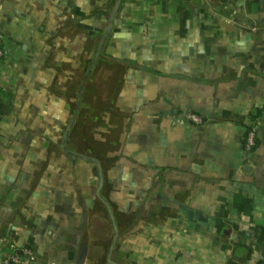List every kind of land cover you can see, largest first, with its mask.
<instances>
[{"label":"crops","instance_id":"crops-1","mask_svg":"<svg viewBox=\"0 0 264 264\" xmlns=\"http://www.w3.org/2000/svg\"><path fill=\"white\" fill-rule=\"evenodd\" d=\"M0 36V236L30 264H264V0H0ZM80 53L114 78L88 154Z\"/></svg>","mask_w":264,"mask_h":264},{"label":"rangeland","instance_id":"rangeland-1","mask_svg":"<svg viewBox=\"0 0 264 264\" xmlns=\"http://www.w3.org/2000/svg\"><path fill=\"white\" fill-rule=\"evenodd\" d=\"M81 50V49H80ZM91 61H86V60H82V53H80V63H69V79L68 82L70 84V86L73 88V90L75 91L76 87H79L80 85V81L83 79V77L85 76V74L87 73V70L89 68V64H91ZM117 71V69L115 70ZM108 67H105V69L103 70L102 67H96L95 69H93L92 73L89 74V76L87 77V88H85L87 91L86 97L88 98L87 100L89 102H91V113L90 112H86L83 118V123H85V121H89L91 123V130L90 132H92L91 134L94 135V133H98V130H96L97 127H93L92 123H96L97 120L96 119H92L91 115L94 114H98V109H99V99L103 98L105 99L106 97H108V90L110 89V80H112V82L114 81V78H109L108 77ZM71 91V93L74 91ZM71 97H73V95H71ZM99 101V102H98ZM73 107V106H72ZM74 113V109H70V116L73 115ZM91 114V115H90ZM81 118V119H82ZM96 118V117H95ZM90 119V120H88ZM77 121L74 122V124L77 126H73L71 127V129H75L73 130L74 132L71 134V131L68 135V144L70 145L71 148L73 149H80L81 147V142H80V137L82 136L80 129L82 130V126L83 123H81L80 119L76 118ZM81 124V125H80ZM103 126V125H102ZM98 127V128H103V127Z\"/></svg>","mask_w":264,"mask_h":264},{"label":"built area","instance_id":"built-area-1","mask_svg":"<svg viewBox=\"0 0 264 264\" xmlns=\"http://www.w3.org/2000/svg\"><path fill=\"white\" fill-rule=\"evenodd\" d=\"M4 55L5 48L2 37L0 36V60L4 57ZM187 117L196 122H202L201 118L195 114H188ZM260 126L261 119L257 118L252 120L247 127L244 140V149L247 152H251L256 149L258 145V133ZM0 244L6 246L9 250L5 256L4 264H30L35 259V252L31 247L18 246L6 236H0Z\"/></svg>","mask_w":264,"mask_h":264},{"label":"trees","instance_id":"trees-1","mask_svg":"<svg viewBox=\"0 0 264 264\" xmlns=\"http://www.w3.org/2000/svg\"><path fill=\"white\" fill-rule=\"evenodd\" d=\"M95 68V65L93 64V62L91 64H89V68L87 70V73L85 74V76L83 77V79L80 81V85L78 87L79 89V93H80V98H79V102H80V110H79V113H78V119H80L81 123H83V118L85 113L88 111L90 112L92 107H91V102H89L86 97V94L87 91H85L87 88V77L89 76V74L92 73L93 69ZM79 95V94H78ZM112 94H108V97H106L105 99L103 98H100L99 99V109H98V114H94V115H91L92 116V119H96L97 122L96 123H92V126L93 127H98V126H101L102 125V118L105 114V112L109 109L110 107V102H111V98H112ZM77 97V100H78V96L76 95ZM91 113V112H90ZM83 117V118H82ZM96 117V118H95ZM82 118V119H81ZM90 120V119H88ZM77 121V120H76ZM81 125V124H80ZM76 125H74L75 127ZM77 127V126H76ZM91 123L89 121H85V123H83V126H82V130L80 129L82 136L80 137V144H81V147L80 149H78V151L80 153H93L94 152V136L91 134L92 132H90L91 130ZM75 130V129H73ZM71 131V134L74 132V131Z\"/></svg>","mask_w":264,"mask_h":264}]
</instances>
